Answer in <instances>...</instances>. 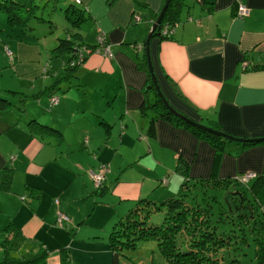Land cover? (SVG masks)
Wrapping results in <instances>:
<instances>
[{"label":"crops","instance_id":"obj_1","mask_svg":"<svg viewBox=\"0 0 264 264\" xmlns=\"http://www.w3.org/2000/svg\"><path fill=\"white\" fill-rule=\"evenodd\" d=\"M242 1L250 12L240 17L239 0H184L174 32L165 38L154 33L151 55L163 93L176 109L234 135L253 136L264 133V66L251 68L264 64V0ZM165 2L80 0L88 16L71 25L77 39L95 44L104 32L111 53L90 51L71 76L51 88L54 77L41 74L44 62L33 71L15 70L34 93L26 90L22 110L17 104L0 108V207L5 205L14 228L12 240L19 238V251L2 260L43 249L47 254L38 264H113L104 240L140 198L164 201L184 181L264 174V141H227L228 151L218 160L209 136L164 118L152 105L155 89L140 66L144 52L133 43L145 42ZM138 12L142 19L136 22ZM11 44L23 59V41ZM52 94L59 96L57 103ZM6 168L13 173L9 187L1 183ZM103 168V185L90 188L91 170ZM80 175L87 179L84 197L95 203L86 205L88 212L74 213L58 196L60 209L77 224L87 221L70 241L54 202L67 194L71 177ZM11 199L19 203L14 214ZM10 248L5 244L3 251Z\"/></svg>","mask_w":264,"mask_h":264},{"label":"rangeland","instance_id":"obj_2","mask_svg":"<svg viewBox=\"0 0 264 264\" xmlns=\"http://www.w3.org/2000/svg\"><path fill=\"white\" fill-rule=\"evenodd\" d=\"M38 4L39 6L35 7V14L37 16H40L41 18L44 17L46 20H41L40 18L33 16L29 20L30 22H28L27 25L21 23L10 25L7 21V13L0 11V96L8 97L7 92L5 90H2V86L23 87L24 90L15 89L16 91L21 90L23 92L15 93L13 91L8 90L10 95L12 96H25L24 94L26 90L29 94H33L34 89L26 88L25 82L28 79L22 77L15 70H19L20 65L23 63L24 64L20 70H33L35 69V67L38 66V64H42V62L47 63V60L50 58H58L62 56L61 53L63 52L57 51L51 57L49 55L50 50L55 47L54 44L56 43L57 45L59 42L58 40L56 41V37L68 36L69 33L67 32L66 27H69V29L72 27L70 25V22L65 17V8L69 5V2L60 0L56 3L55 6H52V4L47 6L43 3ZM19 39H22L24 43L23 45H25V48H23V50H25L23 52V59L16 57L17 53L14 51L13 47L17 45H9L10 50L12 49L14 51L13 53L9 51L8 47H6L5 44V41H11L13 43L15 41H18ZM96 41H98L97 35ZM40 56H42V58H40ZM83 58L84 56L82 58L79 57V61L83 60ZM26 65L28 66L24 68ZM43 80L44 79H40L38 81L42 82ZM23 82L24 84H22ZM14 88L16 87H13L12 89ZM150 88L152 89V87ZM34 96L35 95L31 97ZM43 118L45 119L47 118V116L44 115ZM36 128L38 129V132L41 133L43 132L45 127L37 125ZM249 137H259V135H253ZM233 141L234 142H228L234 145H237V143L240 142H236V140ZM91 179L92 180L89 187L93 188L94 185L96 186V184L93 178ZM86 181L87 179L83 178L82 175L78 177H71L68 183L67 194L63 195V193H60L59 195H56L62 198L61 200L63 203V208L64 205H68L72 206V212L74 213H80L86 210L88 212L89 209H87L86 205L90 206L94 204L95 199H93V201L90 203L89 198L84 197L87 194V192L84 191ZM248 185L249 184L243 182H240L236 185V181L231 178V180L227 182V185L224 184L223 186L208 187L209 189L207 195L217 196L216 200L215 196H213L214 199H211L210 201L212 206L211 210H213L212 215L210 214L209 216L210 221L217 226L216 229L218 232H220V234H224L227 238H229V243L220 247V249L217 246L215 249H213L212 244L210 246L208 245L207 247H204L205 256H202V254L200 253V249H198L200 248V244H198V242L199 240L201 241L199 237L205 229L204 226L207 227L208 224L204 223V219L202 216L203 214L199 212L192 214L191 212L190 215H188L181 223L180 229H175V231L173 232L175 243L172 244L168 240H163L164 242L161 244L154 237H147L149 235L145 233L144 235L146 236H144V238H134L133 241H135V243L132 244L131 248L126 246L124 247V245L119 244L121 262L125 264H210V257H207L210 255H216L218 263L222 264H264V257H262V254L264 253V247H262V243H260L261 241H264V227H262L263 224L261 220L258 217H256L257 219H253L250 217L248 221L245 220V218L239 215L242 212V207L239 206V209L236 208L237 211H233V209H231L229 205V202L226 199V193L228 191L235 192L237 189H241L244 186L249 199H251L253 203L250 204L254 207L255 210V206L264 202V184L255 191L251 188V186ZM96 196L100 197V192H96ZM11 202L13 204L12 213L14 214L18 208L19 203L15 199H11ZM161 202L162 201H157L158 204ZM246 203L247 200L245 201V204ZM54 204L57 215L58 208H60V204L58 205L55 202ZM219 209H221L222 211L221 215H219L218 213ZM245 209L248 210L247 208ZM232 211L234 213H231ZM95 214L96 211L93 215L95 216ZM225 214H227L226 220H220V216L225 217ZM69 215L71 220L69 222H65V224L62 226L70 236V241H72V234L76 232L78 227H85L87 221L77 224L76 217L71 214ZM164 216V208L156 209L151 213L150 217L147 220V224H159L162 222ZM6 217L9 216L5 212L4 205L0 207L1 260L4 254L12 255V253L19 251L17 248V243L19 242L18 235L14 240H12L11 236L12 233H14L15 231L12 226L11 220H6ZM202 220L203 225L201 224ZM66 228L70 229L72 233L69 232ZM6 238H10V241L5 242ZM77 238L79 239V236H77ZM104 242H107V248H105L110 250V254L111 251L113 254V244L111 243V239L109 238V236L107 240H104ZM5 243L12 244L9 252L3 251L5 249ZM72 248L73 247L69 246L70 253ZM190 250L192 253L183 254L184 251ZM166 252L168 253L166 254ZM99 263L104 264L102 263V261H100Z\"/></svg>","mask_w":264,"mask_h":264},{"label":"trees","instance_id":"obj_3","mask_svg":"<svg viewBox=\"0 0 264 264\" xmlns=\"http://www.w3.org/2000/svg\"><path fill=\"white\" fill-rule=\"evenodd\" d=\"M60 0H0V11L7 13V21L10 25L13 24H25L27 25L29 20L35 16L40 18L41 20H46L44 17L37 16L35 14V7H38V3H43L44 5H50L52 6L56 5V3ZM68 1L69 5L65 8V17L70 22V25L72 26H78L80 25L84 20H86L88 14L84 10V6L81 5L80 1L77 0H64ZM184 3V0H170L168 6L165 9V12L163 14L162 21L155 30L154 33H157L160 35L161 38L169 37L164 36L161 34V26L163 23H168V25L175 30L176 23L179 19L180 10L182 8V5ZM54 9V8H53ZM140 14V12H138ZM142 14H140L141 16ZM142 19V16H141ZM50 21V20H49ZM67 32L69 33L66 37H56V41L58 40V44H54V48L50 50V57L57 51V52H63L61 53L62 56L58 58H50L48 59L47 63H44L41 71L42 75H51L54 78L53 84L49 87L56 86L61 79L67 78L68 76H71L73 72L75 71L76 67L82 64V61L85 57L88 56L89 52L84 51L87 49L95 50L100 42L97 41L95 44L87 43L86 41L78 40V30L71 27H66ZM19 41H23L22 39H19ZM105 42H108V38L105 37ZM109 43V42H108ZM6 47H8L10 52L14 51L11 49L8 45V42L5 41ZM24 44V43H23ZM5 47V48H6ZM22 48H25V45H23ZM49 49V48H48ZM88 52V53H87ZM84 56L83 60L79 61L80 54ZM84 53V54H83ZM24 64V63H23ZM22 64V66H23ZM20 66V69L21 67ZM28 65H26L24 68H26ZM140 66L144 67L148 74V80L153 83V79L150 73V70L148 68V59L146 55V51H144V54L140 61ZM264 64L258 63L251 66V68H261ZM36 68V67H35ZM26 71H33V70H26ZM25 72V71H23ZM12 87H2V90H5L7 92V96H0V108H6L8 106H11L12 104H17L16 106L20 108L21 110L24 109L25 104V96H16L17 98H20L22 102L16 103L15 100L17 98L10 95L9 91H13L15 93L23 92V91H16ZM153 88H155L153 86ZM14 93V94H15ZM155 97L156 100L152 104L153 106H159V112L160 114L170 120H176L181 121L188 127H190L194 132L209 136L217 150L216 158L219 160L220 156L225 152L228 151L227 149V141H230V139H227L217 133L208 131L204 128H201L199 126L193 125L192 123H189L188 121L184 120L182 116L175 114L172 112L164 103L163 98L160 96L159 93L155 90ZM25 95V94H24ZM52 94L51 96H53ZM180 112L186 114L185 112L179 110ZM188 115V114H186ZM189 116V115H188ZM31 121H34L32 119ZM42 126V125H41ZM215 128H220V126H215ZM264 136V133L259 135ZM248 138H251L249 136H245ZM263 140L259 141H245L242 142V144L249 145L253 143H257ZM186 167V165L183 163L181 165V168ZM254 171V170H253ZM12 170L11 168H6L3 173V180L2 185L5 187H9L12 181ZM215 179V180H213ZM213 180V181H210ZM231 178L226 177L225 179H218L217 177L211 176L208 179L200 178L194 183H191L189 181H184L182 183V186L178 189L175 195L167 198L166 200L162 201L161 203H157L154 200H151L149 198H140L138 200L137 206L130 209L124 217H121L118 219L110 232V239L111 243L113 244V264H121L120 259V251H119V244L124 245V247H132V244L135 243L134 238H144L145 233L149 236L147 237H154L159 241V243H163V240H168L172 244L175 243L173 232L175 229L179 230L181 223L184 221V219L192 214H195L197 212L203 214L204 223L208 224V226H204L205 229L201 233V236L199 237L201 241L199 240L198 244H200V253L202 256L204 255V247L210 246L212 244L213 249L217 247H222L229 243V238H227L224 234H220V232L217 231L216 225L210 221V214L212 215L213 210H211V199H214L213 196H215V200L217 199L216 195H207L208 187L209 186H223L224 184L227 185V182L230 181ZM233 180L236 181V185L240 183V179L237 177H233ZM163 181H166V178H164ZM251 183L248 186H251V188L255 191L258 188H260L264 184V174L263 173H257L255 177L251 178L249 182ZM207 182V183H206ZM239 182V183H238ZM248 182V183H249ZM196 187V188H195ZM226 199L229 202V205L233 211H237L236 208H242V212L239 214L245 220H249L250 217L253 219H257L258 217L262 222V227H264V202L260 203L259 205L254 207L250 204L252 203L251 199H249L246 189L239 188L235 192L228 191L226 193ZM247 200V203L245 204V201ZM147 205H145V204ZM143 204V205H142ZM253 204V203H252ZM234 207V208H233ZM159 208H164L165 210V216L161 223L154 224V225H148L147 220L150 217L151 213ZM247 208L248 210H246ZM231 213H234V212ZM143 212V213H142ZM219 215H221L222 211L219 209L218 211ZM228 213V212H227ZM227 214L224 216H220V220H226ZM203 225V220L202 223ZM226 234V232H225ZM11 237H14V234H12ZM16 237V236H15ZM6 241H10V238H6ZM262 247H264V241H261ZM6 246H8V243H5ZM190 245V244H189ZM188 245V246H189ZM9 246H12V244H9ZM163 246V245H162ZM176 246V245H174ZM184 248V247H183ZM203 248V250H202ZM212 249V248H211ZM168 252H166L167 254ZM192 253L190 251H184L183 254H189ZM47 254V251L41 249L37 252L28 253V254H22L18 259H9L5 258L3 260H0V264H38ZM218 254V253H217ZM207 257V256H206ZM210 257V264H222L218 263L215 256H208ZM262 257H264V253L262 254ZM191 260V259H190ZM236 260V259H234ZM192 262V261H190ZM189 262V263H190Z\"/></svg>","mask_w":264,"mask_h":264},{"label":"built area","instance_id":"obj_4","mask_svg":"<svg viewBox=\"0 0 264 264\" xmlns=\"http://www.w3.org/2000/svg\"><path fill=\"white\" fill-rule=\"evenodd\" d=\"M77 1H80V0H77ZM249 12H250L249 6L245 2H243L242 0H239L238 8H237V15L242 17V16L249 14ZM191 18L192 17H190V19ZM134 19L136 22L141 20L140 14L134 13ZM173 32H174V30L168 25L167 22L163 23V25L161 26V34L162 35L170 36ZM105 37H106V34L104 32H100V34L98 35V41L100 42V44L95 50L103 51L105 53H111L110 45L108 42L107 43L105 42ZM133 44L138 51H142V52L145 51V46H146L145 42L137 41V42H134ZM84 51L90 52V51H92V49L86 48ZM82 57H83V55L81 53L80 58H82ZM58 101H59V96L54 95L51 97L52 103H57ZM256 174L257 173L255 171H248L246 173H243V174L239 175L240 182L247 183V182H249V180L251 178L255 177ZM91 175L94 178L95 184L97 187H100L103 185L104 176H105V169L104 168L101 170H98V171L92 169ZM55 202L58 205L60 204L61 200L58 196L55 197ZM70 220H71L70 215L68 213H66L65 211H63L62 209L58 208L57 222L60 225H64L65 222H69Z\"/></svg>","mask_w":264,"mask_h":264},{"label":"water","instance_id":"obj_5","mask_svg":"<svg viewBox=\"0 0 264 264\" xmlns=\"http://www.w3.org/2000/svg\"><path fill=\"white\" fill-rule=\"evenodd\" d=\"M170 0H166L164 6L161 8L158 16L156 17V19L153 21L150 30L147 34L146 40H145V44H146V55H147V59H148V68L150 70L152 79H153V83L150 85V87L153 88V86L155 87L154 89L157 91V93L160 94V96L163 98L164 103L166 104V106L175 114L180 115L183 117L184 120L188 121L189 123H192L193 125L199 126L201 128H204L208 131L217 133L227 139L230 140H236V142L240 141V142H245V141H249V140H253V141H259V140H263L264 136H259V137H245V136H238V135H234L224 129H219V128H215L214 126H210L202 121H198L193 119L192 117L180 112L178 109H176L167 99V97L164 95L163 90L161 88V85L159 83L158 80V76L156 74L155 71V67H154V63L152 60V55H151V39L154 35L155 30H157V28L159 27L162 18H163V14L165 12L166 7L168 6Z\"/></svg>","mask_w":264,"mask_h":264},{"label":"clouds","instance_id":"obj_6","mask_svg":"<svg viewBox=\"0 0 264 264\" xmlns=\"http://www.w3.org/2000/svg\"><path fill=\"white\" fill-rule=\"evenodd\" d=\"M145 51H146V46H145ZM248 183V182H247Z\"/></svg>","mask_w":264,"mask_h":264}]
</instances>
